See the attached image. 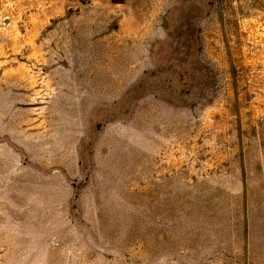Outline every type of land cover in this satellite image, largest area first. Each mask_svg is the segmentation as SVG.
<instances>
[{"label":"rangeland","instance_id":"374dc122","mask_svg":"<svg viewBox=\"0 0 264 264\" xmlns=\"http://www.w3.org/2000/svg\"><path fill=\"white\" fill-rule=\"evenodd\" d=\"M0 264H264V0H0Z\"/></svg>","mask_w":264,"mask_h":264}]
</instances>
